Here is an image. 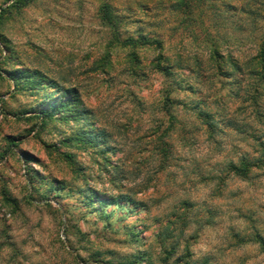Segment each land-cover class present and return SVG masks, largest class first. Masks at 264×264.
<instances>
[{"label": "rangeland", "instance_id": "obj_1", "mask_svg": "<svg viewBox=\"0 0 264 264\" xmlns=\"http://www.w3.org/2000/svg\"><path fill=\"white\" fill-rule=\"evenodd\" d=\"M12 1L0 0V35L9 41L7 48L0 39V264H264L255 242L264 237V170L243 180L227 168L258 155L264 86L256 107L246 93L254 79L235 96L237 86L208 68L202 43L210 28L226 35L223 52L254 55L264 44V0H214L218 28L199 9L193 23L175 11L180 0H110L124 20V38L161 40L171 63L181 56L195 67L201 57L207 71L200 78L156 71L154 48L138 51V63L130 50L109 48L102 0H36L3 15ZM27 70L75 89L88 121L59 116L45 124L44 92L18 91L10 77ZM199 103L234 128L220 124L212 135L194 109ZM80 127L104 130L107 147L75 140ZM104 149L117 152L107 153L110 164ZM86 188L132 202L102 216L101 206L88 205ZM178 217L184 219L163 244L158 234Z\"/></svg>", "mask_w": 264, "mask_h": 264}, {"label": "trees", "instance_id": "obj_2", "mask_svg": "<svg viewBox=\"0 0 264 264\" xmlns=\"http://www.w3.org/2000/svg\"><path fill=\"white\" fill-rule=\"evenodd\" d=\"M11 1V0H9ZM36 0H13L12 5L8 7L9 9L5 10L3 15L10 13L11 10H15V12H21L25 8L32 5ZM103 5L101 7V20L103 25L111 31V41L109 44V48H121L125 50H130L131 60L133 62H139L137 52L143 49H152L159 51V55L154 62V69L166 77H173V68L178 70H188L195 77L200 78L204 76L203 73L207 71L204 66L203 59L201 57H194L195 67L188 65V63L184 60L183 57H179L177 61L171 63L170 59L164 56V44L161 40L157 38H152L144 33H139L138 37H128L124 38L122 34V28L124 25V20L121 19L113 6L110 3V0H102ZM214 0H180L175 3L174 10L182 11L183 15L189 18V20L196 22V19L192 17L194 11L199 9L200 16L203 14L210 15L211 26L212 28H218L219 20L221 13L217 14L214 6ZM210 4V6H207ZM232 8V7H229ZM228 8V9H229ZM229 11V10H228ZM2 15V16H3ZM204 24V23H201ZM206 31H203V41L204 51L207 55L208 61L210 63L209 69L215 71L213 74L216 77L225 78L224 81L220 79V82H226L229 84H235L237 86V91L233 90L232 92L235 96H239V91H244L243 83L254 79L255 85L254 88L248 86L249 90L246 91L248 102H251L253 106H257V102L263 96L260 91L261 86H264V44L260 46L259 50L251 55L250 53H246L241 50H230L227 49L226 52L222 51L223 42L228 40L226 35L220 33V31H209L210 28H206ZM0 39L2 44L9 48V41L4 35H0ZM193 40L196 43H200L201 39L198 35L193 34ZM236 42L241 43L236 38ZM10 50V49H9ZM107 67L110 68V63L107 62ZM10 77L16 83V89L20 90H28L32 92H44L45 99H49L47 103L48 107L41 111V115L44 118L45 124L49 123L56 117H62L65 122L73 121L77 123V125L81 124L84 121H88L90 118V113L84 110L81 100L79 99L77 92L75 89H64L58 82L50 79L46 74L38 70H27L24 72L13 71L10 73ZM178 88L180 90L184 89L182 83H177ZM50 88L51 92L47 93L46 89ZM195 90L193 87H189L187 91ZM253 90V91H252ZM54 95V98L51 96ZM168 101V99H167ZM246 102V101H245ZM173 103V102H172ZM203 106H206L205 103L196 104L194 109L197 111V116L203 120L205 125L209 128V132L212 135L218 133V127L220 124H223L227 128H234V125L229 121L228 123H223L216 120L215 115L206 112L203 110ZM88 127H80L79 135L75 140L83 143L84 145H90L94 148L100 149L101 144H106L108 135L104 130H98L97 132L88 131ZM93 130V129H90ZM256 145L258 147L257 154L254 157H243L237 163L232 162L227 165L228 171L232 173L235 177H238L243 180H249L252 172L254 170H264V136L255 137ZM103 154L102 158L105 160V163L110 164L111 160L107 156V153L116 154V151H110L109 149H104L101 151ZM72 165L74 162L72 161L71 156H67ZM26 161H36L34 158L27 156ZM82 171V170H80ZM33 178L36 180H40L41 183L44 182V179L39 176L36 171H33ZM85 198L87 200L88 205L93 206L98 204L102 207L101 210H98L99 214L103 216V214H107V209L109 206H116L121 211L124 210V206L121 205L122 200H126L128 203L132 201L123 197L121 199H116L114 197L106 198L103 195H99L93 190H88L87 188L84 190ZM137 206V204H135ZM107 216H112L108 215ZM184 218L178 217L174 221H169L168 224L161 232L158 234V239H160L163 244L167 242L171 238L173 230L176 229L174 226L176 223L180 222L179 220ZM170 233V234H169ZM241 242L242 239H241ZM255 242L258 243L262 249L264 250V237L257 236ZM187 263V261H186ZM207 264V263H206Z\"/></svg>", "mask_w": 264, "mask_h": 264}]
</instances>
